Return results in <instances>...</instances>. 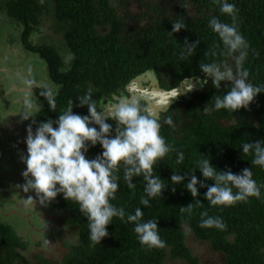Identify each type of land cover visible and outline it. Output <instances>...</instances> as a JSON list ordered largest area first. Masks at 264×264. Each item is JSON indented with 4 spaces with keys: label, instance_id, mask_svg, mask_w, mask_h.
I'll return each instance as SVG.
<instances>
[{
    "label": "trees",
    "instance_id": "trees-1",
    "mask_svg": "<svg viewBox=\"0 0 264 264\" xmlns=\"http://www.w3.org/2000/svg\"><path fill=\"white\" fill-rule=\"evenodd\" d=\"M229 2L239 9V28L250 44L244 65L250 73L249 79L255 85H264V0ZM46 16L54 35L66 29L74 54L72 62L66 63L49 43L55 38L47 37L42 44L29 41L33 31L36 34L41 31ZM212 17L232 23L231 17L222 15L219 5L212 0H0V22L13 20L22 26L27 49L44 60L50 81L59 88L50 96L42 95L51 93L48 90L37 93L41 105L37 126L40 122L58 119L69 107V101H73V113L89 115L88 107H80L76 99L89 89L97 102V111L101 112L104 96L111 95L146 71L157 74L164 90L180 86L187 78L200 79L201 85L205 74L199 65L225 59L220 55L223 46L218 35L208 27ZM177 20H182L187 27L173 33L172 23ZM64 23L66 26H61ZM102 26H108L104 33L98 29ZM185 40L189 43L199 41L195 55L189 59L180 56ZM227 91L224 82L217 90L209 80L198 90L174 99L168 110L160 114L161 135L168 144L182 151L185 159L183 164H176L173 152L157 163L154 171L165 180L167 187L159 198L151 201V207L143 208L140 204L145 195L143 177H134L136 188L130 190L123 180V170L118 173L120 188L112 203L133 214L137 207H142L144 220L157 219L159 234L166 241L165 248L142 246L133 231L134 225L119 218H114L107 226L109 235L93 247L87 218L78 204L65 200L61 193L53 207L68 216L64 229L70 238L63 239V258L53 261L38 254L29 259L24 254L27 242L0 222V264H173L177 261L179 264H212L213 260L194 253L189 244L191 237L206 244L207 255L216 256L214 260L219 264H264V199L253 197L231 207H213L204 199L207 188L198 185L200 195L197 197H192L186 189L184 185L190 181V176L183 184L171 183L174 171L183 176L196 170L198 180H203L195 168V161L207 158L218 170H231L234 174L252 168L253 178L264 184V168L252 165L253 156L244 155L241 149L245 142L264 140V93L259 94L248 109L206 114L204 109L212 98ZM50 100L54 101L53 108ZM168 117L173 121L171 126L163 123ZM106 122L113 125L114 135L115 122L110 119ZM90 126L99 130L98 125ZM102 151L99 143L94 147L90 145L86 158L95 159ZM204 182L209 186L214 183ZM197 200L203 203L202 207H196L191 214L181 211V207ZM203 211L209 216L223 218L226 230L201 228L200 213Z\"/></svg>",
    "mask_w": 264,
    "mask_h": 264
},
{
    "label": "clouds",
    "instance_id": "clouds-1",
    "mask_svg": "<svg viewBox=\"0 0 264 264\" xmlns=\"http://www.w3.org/2000/svg\"><path fill=\"white\" fill-rule=\"evenodd\" d=\"M212 2L219 5L222 15L231 17L232 23L222 22L219 17L209 20L208 27L218 35L223 46L220 55L225 59L199 65L205 74L201 86L207 85L210 80L212 87L220 90L221 83L224 82L228 91L215 95L209 104L211 106L207 105L204 111L206 114L220 110L233 113L241 108L248 109L254 99L264 93V85L253 84L249 79L250 73L244 66L250 44L240 31L239 9L236 4L229 0ZM172 25L173 33L187 27L182 20H177ZM198 45L199 41L189 43L185 40L180 52L181 58L189 59L195 55ZM212 55L215 56L216 53L213 52ZM24 83L31 88L35 81L26 80ZM42 95L50 96L51 93ZM92 97L89 89L76 98L80 107H88L89 115L73 113V101H69V107L55 121L49 119L40 122L35 132L31 125L28 127L25 140L27 155L21 157L26 164V170L22 173L25 183L18 187L25 193L35 192L41 205L50 203L61 193L65 200L78 204L80 212L87 218L89 239L93 247L100 245L109 235L107 226L112 224L114 218H119L122 222L134 225L133 231L142 246L163 249L166 241L159 234L157 219L144 220L142 207H137L133 214L112 203L117 199L116 194L120 188L118 173L123 170V180L130 190L136 188L133 178L143 177L145 195L141 197L140 204L143 208H148L151 207V201L159 198L167 187L165 180L154 171L155 166L173 152L176 153L175 163L183 164L184 153L166 142V138L161 135V119L155 112L142 106L139 100L123 97L113 106L111 116L102 118L97 111V102ZM49 105L53 108L54 101L50 100ZM37 106V101L25 96L21 112L23 119L36 117L32 113ZM109 119L116 124L114 135L113 125L106 122ZM93 122L99 126V130L90 126ZM163 123L171 126L173 121L168 117ZM88 142L93 147L99 143L103 149L92 160L85 155L89 150ZM241 149L244 155L253 156L252 165L264 168V140L245 142ZM195 168L200 171L203 180H198L196 170L188 171L183 176L178 174L179 171H174L171 183L183 184L185 178L190 176V181L184 186L192 197L200 195L198 185L199 188H207L204 199L210 206L231 207L237 203H246L253 197L257 200L264 199V184L253 178L252 168H245L241 173L234 174L231 170H218L207 158L195 161ZM207 180L214 183L209 186L204 182ZM25 201L27 204H35L31 196ZM202 206L203 203L197 200L180 209L191 214L196 207ZM200 216L201 228L221 231L227 228L221 217L209 216L207 211L201 212Z\"/></svg>",
    "mask_w": 264,
    "mask_h": 264
},
{
    "label": "rangeland",
    "instance_id": "rangeland-1",
    "mask_svg": "<svg viewBox=\"0 0 264 264\" xmlns=\"http://www.w3.org/2000/svg\"><path fill=\"white\" fill-rule=\"evenodd\" d=\"M187 9L189 12V7ZM48 16L44 17L41 31L30 37L31 43L42 44L49 36L55 38L57 43L60 42V35L51 33ZM20 27L14 21L0 22V222L27 242L24 254L29 259L40 254L58 261L64 254L63 239L70 238L64 229L68 216L54 209L56 198L41 205L35 192L25 193L18 187L25 183L22 173L26 170V164L21 157L27 155V129L31 125L35 132L38 127L37 112L40 109L34 86L29 88L24 81L33 80L34 85L40 88L52 85L44 60L22 46ZM25 96H30L38 103L32 113L36 117L28 120H24L21 114ZM29 196L33 197L35 204L26 203L25 199ZM189 244L196 255L213 260L212 264H219L214 260L216 256L207 255L206 244L192 237L189 238ZM179 263L177 261L173 264Z\"/></svg>",
    "mask_w": 264,
    "mask_h": 264
},
{
    "label": "flooded vegetation",
    "instance_id": "flooded-vegetation-1",
    "mask_svg": "<svg viewBox=\"0 0 264 264\" xmlns=\"http://www.w3.org/2000/svg\"><path fill=\"white\" fill-rule=\"evenodd\" d=\"M45 1V0H44ZM116 1V0H115ZM43 2V0H42ZM13 21V20H12ZM61 26H66V24H62ZM108 26H102V27H98L99 29V32L100 33H104L107 31V28ZM52 33V32H51ZM32 34H35V32L33 31L30 35V37H32ZM53 34V33H52ZM66 29H63L62 32H60V42L57 43V40H50L49 43L56 48V51H58V53L60 55H62V58L65 60L66 63H69L70 60L71 62L73 61L72 58H73V52L70 50V41L67 40V37H66ZM20 38H21V44L22 46L24 47V49L28 52H31L29 49H27L26 45H25V42L23 40V37H22V34H20ZM48 38H51V36H49ZM29 41H30V38H29ZM34 44V43H32ZM33 54H36L38 55L37 53L35 52H31ZM39 56V55H38ZM151 75V76H150ZM137 79V80H136ZM153 79V80H152ZM189 79V78H187ZM190 79H193V78H190ZM133 80H135L134 82H132ZM198 80V84H197V89H192L190 91H187V93H191L193 91H196L200 88V79H196ZM138 81H140V83L138 84ZM150 82V83H149ZM52 83V82H51ZM183 84V82H182ZM155 85H157L160 89L161 88V83H160V80H159V77L157 76V74L154 72V71H146L145 73H143L142 75H139L138 77L132 79L131 81H129V83L127 84H124L123 87H119L117 89V91H115L114 93H112L111 95L109 96H104L102 98V101L104 102L101 106V112H108L107 110H109V107H113L115 104H117L121 98L123 97H128L130 98L132 95L134 96H138L137 100H139L140 102H143L145 103L143 106L144 107H147L148 106V103L151 102V100H149L147 98V96L145 95V93H149L151 92L153 89H155ZM34 94L35 96L37 97V93L41 90H48L52 93H56L59 88L56 84H53L49 87V88H40V87H36L34 85ZM164 90V89H163ZM127 93H128V96H127ZM180 97V96H179ZM178 98V97H177ZM41 107V105H40ZM100 112V113H101ZM110 114V113H109ZM161 114V113H160ZM160 114H159V117H160ZM88 145H89V148H90V145L91 143L88 142ZM87 155V153L85 154Z\"/></svg>",
    "mask_w": 264,
    "mask_h": 264
},
{
    "label": "water",
    "instance_id": "water-1",
    "mask_svg": "<svg viewBox=\"0 0 264 264\" xmlns=\"http://www.w3.org/2000/svg\"><path fill=\"white\" fill-rule=\"evenodd\" d=\"M137 80V79H136ZM135 80H133L132 82H134ZM191 84L193 85V87H191ZM197 84H198V80H193V79H185L183 84H181L180 86L171 89V90H163L160 89L157 85H155V90L157 92L160 93H164L167 95V101L160 107L158 108H154L153 107V101H151L150 103H148L147 108L153 112H155L158 116L160 113L166 112L168 110V108L170 107V105L173 103V100L176 99L177 97L181 96L182 94L186 93L187 91L194 89H197ZM138 96H134L132 95L129 99H137ZM108 112H101L102 118H107L110 117L111 114L114 111V107H109V110H107ZM110 113V114H109ZM92 125H96L94 122Z\"/></svg>",
    "mask_w": 264,
    "mask_h": 264
},
{
    "label": "bare ground",
    "instance_id": "bare-ground-1",
    "mask_svg": "<svg viewBox=\"0 0 264 264\" xmlns=\"http://www.w3.org/2000/svg\"><path fill=\"white\" fill-rule=\"evenodd\" d=\"M151 76V75H150ZM153 80V79H152ZM140 83V81H138V84ZM150 83V82H149ZM191 87H193V85L191 84ZM149 94L151 96H149ZM145 95L147 96V98L151 101H153V107L154 108H158L160 106H162L168 99H167V95L164 93H160L157 92L155 89H153L151 92L149 93H145Z\"/></svg>",
    "mask_w": 264,
    "mask_h": 264
}]
</instances>
